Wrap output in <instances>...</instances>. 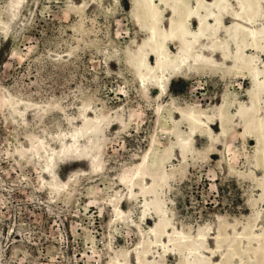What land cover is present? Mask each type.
<instances>
[{
	"label": "rangeland",
	"instance_id": "rangeland-1",
	"mask_svg": "<svg viewBox=\"0 0 264 264\" xmlns=\"http://www.w3.org/2000/svg\"><path fill=\"white\" fill-rule=\"evenodd\" d=\"M13 1L0 0V264H188V253L149 247L155 215L142 189L128 196L122 184L150 152L149 176L172 177L164 199L175 225L220 236L212 264H264V132L252 126L264 130V88L252 92L259 116L238 119L253 87L229 39L248 37L233 29L241 0H229L228 20L191 22L205 43L201 65L176 74L164 95L142 88L130 65L148 41L141 0H20L16 13ZM91 114L94 124L83 118ZM201 117L215 127H197ZM80 131L81 153H68Z\"/></svg>",
	"mask_w": 264,
	"mask_h": 264
},
{
	"label": "bare ground",
	"instance_id": "bare-ground-1",
	"mask_svg": "<svg viewBox=\"0 0 264 264\" xmlns=\"http://www.w3.org/2000/svg\"><path fill=\"white\" fill-rule=\"evenodd\" d=\"M158 1L160 4H158ZM20 2V0L13 1L12 12L16 13L18 11ZM263 4L264 0H241V8L236 7L241 16L238 19L239 21L233 25V29H236V32L237 30L246 31L248 37H242L239 33L229 36V39L233 42L231 47L233 64L248 76L251 81V87H253L252 91H249L251 100L246 105V111L243 113V110L238 108L237 118L241 120H245L250 115L251 121H254V116H259L257 109L261 105V101L254 99L252 92L256 90L255 88L259 90L264 88V81L261 82V79H259L260 72H262V64L264 66V46L259 45L261 44L260 36L264 33ZM161 8H166L169 15L172 14V18L169 20V27L162 23ZM136 10L140 11L141 15L148 21V27L140 25L142 32L148 36V41H146L145 46L141 47L132 56L130 65L135 71L142 88H153L164 95L167 92V86L175 79L176 74L185 75L192 70L197 74V70L201 65L199 61L203 59L205 54V43L201 35L193 34L189 28L191 22L199 20V25L207 23L211 26L213 21L219 23L222 20H228L230 18L229 12L233 10V7L230 5L229 0H202L197 8L183 0H141ZM190 38L193 40L191 41ZM237 44H243L244 47L239 48ZM246 47L261 51L263 62H258L254 57H249L246 53L247 51H244ZM207 50L215 55L212 48ZM213 117L219 121L217 124H221L222 129H225V117L222 119H218L217 115ZM83 118L90 124H94L98 120V117L94 114L85 115ZM195 120V125L204 130L207 129L209 131L215 127L213 120L210 118L204 119L201 117ZM254 122H256V124L252 125L254 131L258 135L264 132V130L262 131L261 120H255ZM193 131L194 129H192ZM86 137V134L81 131L74 134L71 137L73 144L67 152L70 153L72 151L71 153L78 152L80 154L81 150L76 148V145L79 141L85 140ZM210 139L213 142L214 136L211 135ZM89 143L90 138L87 141V144ZM187 144L189 142H185V145ZM87 148L89 150L86 149L87 153L84 150V155L89 154L91 146ZM150 153L133 169V179L129 180V182L125 180L122 182L124 186L128 187V196L134 195L138 189H142V193L146 195V210L155 215V225L149 230L151 236L149 247L152 248L156 245L164 252H166L167 247H170V251L180 256L188 253L190 256L188 264H212L211 260L216 258L215 252L222 250L220 236L209 237L206 234L198 233L195 237H190L175 225L169 215V208L164 199V189L169 185L172 177L169 172L149 176ZM79 161H83V159ZM50 167L51 165L48 164V168ZM143 218L145 220L147 218L146 215ZM155 236L160 238L161 241L155 243ZM211 241L218 245L215 251L209 250L208 245ZM144 248L145 245L142 242L137 246V249ZM145 256L150 257L149 254ZM129 257L132 258V254ZM115 264L126 263L123 260H118Z\"/></svg>",
	"mask_w": 264,
	"mask_h": 264
}]
</instances>
